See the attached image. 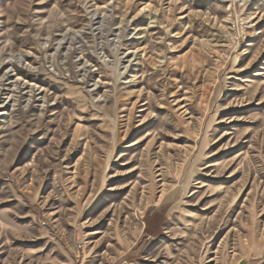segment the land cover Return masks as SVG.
<instances>
[{"label":"rangeland","instance_id":"obj_1","mask_svg":"<svg viewBox=\"0 0 264 264\" xmlns=\"http://www.w3.org/2000/svg\"><path fill=\"white\" fill-rule=\"evenodd\" d=\"M0 264H264V0H0Z\"/></svg>","mask_w":264,"mask_h":264}]
</instances>
